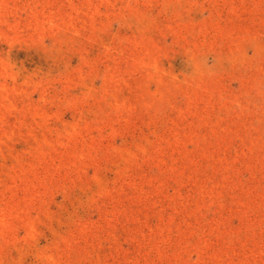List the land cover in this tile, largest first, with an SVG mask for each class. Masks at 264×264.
Wrapping results in <instances>:
<instances>
[{
	"label": "rangeland",
	"instance_id": "1",
	"mask_svg": "<svg viewBox=\"0 0 264 264\" xmlns=\"http://www.w3.org/2000/svg\"><path fill=\"white\" fill-rule=\"evenodd\" d=\"M0 264H264V0H0Z\"/></svg>",
	"mask_w": 264,
	"mask_h": 264
}]
</instances>
